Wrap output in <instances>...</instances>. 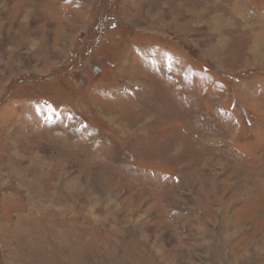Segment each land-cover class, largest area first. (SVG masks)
<instances>
[{
    "label": "rangeland",
    "instance_id": "1",
    "mask_svg": "<svg viewBox=\"0 0 264 264\" xmlns=\"http://www.w3.org/2000/svg\"><path fill=\"white\" fill-rule=\"evenodd\" d=\"M0 264H264V0H0Z\"/></svg>",
    "mask_w": 264,
    "mask_h": 264
},
{
    "label": "bare ground",
    "instance_id": "2",
    "mask_svg": "<svg viewBox=\"0 0 264 264\" xmlns=\"http://www.w3.org/2000/svg\"><path fill=\"white\" fill-rule=\"evenodd\" d=\"M213 21H214V20H213ZM215 22H216V23H219L220 20H217V21H215ZM215 22H214V23H215ZM214 23H213V24H214ZM215 25H216V24H215ZM222 42H223V41H222ZM221 45H222V44H221ZM36 193H37V191H36ZM52 194H53V193H52ZM44 195H45V194H44ZM71 197H72V196H71ZM34 200H35V199H34ZM57 200H58V199H57ZM64 209H66V208H64ZM28 214H29V213H28ZM36 215H37V214H36ZM42 216H43V215H42ZM21 217H22V216H21ZM26 218H27V217H22V221H21V222H24L25 220L27 221ZM44 218H45V217H44ZM18 219H19V218H18ZM39 219H40V218H39ZM39 219H38V220H39ZM19 222H20V221H19ZM37 222H39V221H37ZM15 224H17V222H16ZM15 224H14V225H15ZM18 226H19V225H17L16 227H18ZM21 227H22V226H21ZM29 227H30V226H29ZM40 227H42V226H40ZM40 227H39V229H40ZM21 231H22V229H21ZM37 232H39V230H38ZM20 239H21V238H20Z\"/></svg>",
    "mask_w": 264,
    "mask_h": 264
},
{
    "label": "flooded vegetation",
    "instance_id": "3",
    "mask_svg": "<svg viewBox=\"0 0 264 264\" xmlns=\"http://www.w3.org/2000/svg\"><path fill=\"white\" fill-rule=\"evenodd\" d=\"M108 19H109V18H108ZM106 22H107V20H106L105 23L102 25L103 28L105 27Z\"/></svg>",
    "mask_w": 264,
    "mask_h": 264
},
{
    "label": "trees",
    "instance_id": "4",
    "mask_svg": "<svg viewBox=\"0 0 264 264\" xmlns=\"http://www.w3.org/2000/svg\"><path fill=\"white\" fill-rule=\"evenodd\" d=\"M99 29H101V30H102V29H103V27L101 26V28H99ZM99 36H100V35L98 34V35H97V37H99ZM93 44H95V43H93Z\"/></svg>",
    "mask_w": 264,
    "mask_h": 264
}]
</instances>
